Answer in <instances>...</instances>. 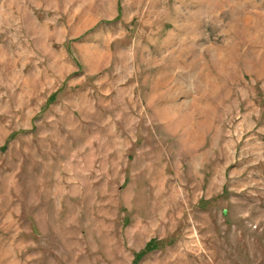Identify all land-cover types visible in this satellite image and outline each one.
<instances>
[{"label": "rangeland", "instance_id": "1", "mask_svg": "<svg viewBox=\"0 0 264 264\" xmlns=\"http://www.w3.org/2000/svg\"><path fill=\"white\" fill-rule=\"evenodd\" d=\"M0 264H264V0H0Z\"/></svg>", "mask_w": 264, "mask_h": 264}]
</instances>
